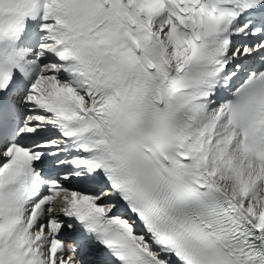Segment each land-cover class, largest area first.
Here are the masks:
<instances>
[{
  "label": "snow or ice",
  "instance_id": "1",
  "mask_svg": "<svg viewBox=\"0 0 264 264\" xmlns=\"http://www.w3.org/2000/svg\"><path fill=\"white\" fill-rule=\"evenodd\" d=\"M0 264H264V0H0Z\"/></svg>",
  "mask_w": 264,
  "mask_h": 264
}]
</instances>
